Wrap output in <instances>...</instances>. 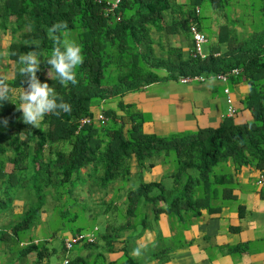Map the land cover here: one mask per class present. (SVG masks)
Masks as SVG:
<instances>
[{"label":"trees","instance_id":"trees-1","mask_svg":"<svg viewBox=\"0 0 264 264\" xmlns=\"http://www.w3.org/2000/svg\"><path fill=\"white\" fill-rule=\"evenodd\" d=\"M113 1L0 0V29L11 34L7 47V58L14 64L10 85L28 86V78L19 73L18 57L36 51L41 62L37 78L53 86L57 97L72 108L60 117L47 114L38 129L23 122L16 106L0 107V124L5 125H0V212L10 210L14 198L27 199L22 211L13 214L16 219L9 229H0L1 241L15 243L17 258L31 252L39 263L56 254L55 248L41 241L19 247L18 233L24 237L41 223L50 202L51 215L58 220L53 232L83 230L80 225L63 228L69 208L79 205L85 211L84 198L103 192L113 181L125 182L132 157L142 168L147 159L171 152L170 190L161 182L140 180L127 188L123 206H112L114 199L105 203L102 212L110 209L111 217L93 243L81 242L84 248L101 244L111 250L135 224L130 218L139 205L149 204L153 216L159 210L180 216H197L204 208L215 211L212 204L218 197H232L227 175L214 171L221 162L264 169V0H117L110 8ZM235 8L248 17L232 16ZM59 21L67 22L69 38L80 45L84 58L77 69V83L67 87L46 63L57 35L49 30ZM191 24L210 39L202 59L190 53ZM232 68L238 72L228 80L249 86L243 98L252 115L248 122L234 123L228 116L215 127L170 137L146 134L140 114L125 110L121 100L124 94L164 77H207ZM45 71L51 78L42 77ZM111 99L116 100L115 109L105 106ZM94 109L106 120L79 124L82 117L93 118ZM158 200L165 206H156ZM77 213L75 208L66 220L77 219ZM147 216L144 213L136 223L143 225ZM68 264H76L75 258H68ZM122 264L139 263L126 256Z\"/></svg>","mask_w":264,"mask_h":264},{"label":"crops","instance_id":"crops-1","mask_svg":"<svg viewBox=\"0 0 264 264\" xmlns=\"http://www.w3.org/2000/svg\"><path fill=\"white\" fill-rule=\"evenodd\" d=\"M10 40V32L0 29V80H4L8 87L14 90L10 93L12 102L0 101V107L16 106L21 88L28 89V86L10 85L14 71V64L7 58ZM174 43L178 44L176 41ZM203 52L206 55V51ZM215 74L204 76L201 81L188 82H180L179 76L175 79L164 77L162 80L124 94L121 100L125 110L140 114L143 133L164 137L183 134L198 128L215 127L222 118L228 116L238 124L251 121V112L243 105L248 84L230 82L228 77L225 81H219L215 78ZM47 75V71L42 72V77L46 78ZM160 82L164 86L158 91L157 86ZM223 88H227V94L235 108L232 115L227 114L225 99L227 94L223 92ZM105 106L115 109L116 100L111 99ZM116 111L118 114L123 113L119 109ZM96 112L97 109H94L93 115ZM165 156L158 154L147 159L142 168H137L132 157L128 179L125 182L116 180L108 184L102 192L104 199L107 202L114 199L112 206H123L124 191L128 188L130 179L136 181L135 185L139 180L161 182L166 191L170 190L172 178L169 173L173 170V164L164 158ZM6 167L9 168V164ZM214 171L227 175L232 194L231 198L218 197V200L212 204L216 206L215 211L209 212L204 208L197 216L188 214L180 216L177 213L170 215L168 211L159 210L156 216H153L150 208L151 215L147 216L144 224L137 223L133 228L126 229L123 237L113 243L111 250L103 247H100L102 250H99L100 252L97 251L98 247L88 250L79 242L73 245L71 251L65 252L61 242L55 261L67 257L75 258L76 264H96V259L101 256L102 264H122L124 258L129 256L136 259L139 264H264V169L252 165L236 166L226 160L217 164ZM81 172L83 173L84 169ZM258 180H261L262 184H258ZM218 189H221V186ZM121 190L124 191L116 193ZM23 204V200L14 199L8 213H20ZM156 206H165V203L163 200H158ZM44 215L42 214L41 223L44 221ZM41 223L30 228V233L19 241V247L26 245L27 242L40 241L35 234L39 232ZM59 233L61 240L62 237L72 234L66 230ZM97 245L96 243L95 246ZM11 246L15 245L11 244ZM140 246H143L142 256L134 257L133 249ZM62 250L64 255H61ZM21 256L27 258L25 264H50L47 257L35 263V255L31 252ZM21 259L15 260L12 264H19Z\"/></svg>","mask_w":264,"mask_h":264},{"label":"clouds","instance_id":"clouds-1","mask_svg":"<svg viewBox=\"0 0 264 264\" xmlns=\"http://www.w3.org/2000/svg\"><path fill=\"white\" fill-rule=\"evenodd\" d=\"M49 31L57 35L53 36L54 47L46 63L50 66V70L55 72L56 80L62 86L74 85L77 83V69L83 64L82 48L76 41L69 38L70 29L66 21L55 23ZM18 63L20 75L28 78V89L21 88L18 103L15 104L17 111L22 112L25 124L39 129L47 114L60 117L62 114L71 113V105L64 102L63 98L57 97L54 87H50L48 83H41L37 78L36 74L41 62L36 51L21 53ZM13 91L4 80H0V101L12 102L10 93ZM142 247L133 249L132 255L137 258L141 257Z\"/></svg>","mask_w":264,"mask_h":264},{"label":"rangeland","instance_id":"rangeland-1","mask_svg":"<svg viewBox=\"0 0 264 264\" xmlns=\"http://www.w3.org/2000/svg\"><path fill=\"white\" fill-rule=\"evenodd\" d=\"M233 15H237V18H241V17L242 18H246V17H248V15L245 12L240 11L239 8H235L233 10L232 16ZM221 21H222V18H219V22H221ZM212 27L215 28L214 24L212 25ZM173 39L174 38H172V40ZM209 42H210V39L202 44V50L203 51L204 50L206 51L208 49ZM159 72L162 73L161 71H159ZM200 76L205 78L203 75H200ZM160 80H162V79H160ZM161 82H160V85L157 86L158 91L159 90L161 91L162 87L164 86V84H161ZM0 125H1V127L4 126V124H0ZM159 153H161V152H159ZM172 157H173L172 153L169 152V153H167V155L164 158L170 160V162L173 164ZM81 171H83V168L81 169ZM135 182H136L135 180L132 181V179H130L128 188H131V187L135 186ZM97 191L99 193H93L91 197L84 198L83 201L85 202V206H84L85 211L81 212V209H80L81 206H79V205L74 207V209L76 208V210L78 211L77 219H75V220H66L67 218H69L71 212L74 210L73 208H69L68 215L65 216L66 218H65V221H64V227H63L64 229L65 228L67 229V227L73 228L75 226H79L80 225L83 228V230H81V231H87L90 228H92V226H96L98 233L103 230L104 225L106 223V220H109V218L111 217L110 216L111 215V211H110V209H108L107 213H103L102 212V210H104V206H105V203H107V201L104 199V195H103L102 191H100V190H97ZM123 191L122 190L121 191H116V193H120V192L122 193ZM18 197H21V195H19ZM14 199H16V198H14ZM14 199L12 200L11 205H13ZM19 199L25 201V203L27 204V199L24 196L19 198ZM49 206H48L49 207V211H48L47 215L46 214L44 215L45 216L44 217V221L40 224L41 227L39 229V232L36 233L35 236L37 238H39L41 243H44L47 247L55 248L56 254H57V252H59L60 247H61V237L59 236V234H60L59 231H56V233L53 232V230L57 229L58 220L56 219V216L52 217V215H51L52 202H50ZM140 206L141 205H139L136 208V214L133 217L130 218V220L132 222H135L134 225L137 224L136 222L140 221L141 216L144 213L149 214L148 216L151 215V213H150V205L149 204H143V206H141V207ZM147 209H149V211H147ZM113 211H114L113 213L116 212L115 210H113ZM8 212H9V208L2 209L1 212H0V229L2 227H6V226H7L6 228L10 227L14 223V220L16 219L13 214H10ZM3 223H6V224L4 225ZM134 225H133V227H134ZM131 230H133V229H131ZM29 231H27V232L25 231L26 232L25 235H27V233H30ZM18 236L23 239V233H20V234L18 233ZM22 239H20V240H22ZM14 245H15V243H14ZM100 247H102L101 244L98 245V248H97L98 252L102 251ZM16 249H17V247L16 246H14V247L11 246L10 242L7 243V242H4V241L0 240V264H10V263L14 262L17 259L19 261V259L23 258L22 256L20 258H17ZM56 254H50V255L46 256L47 260H48V263L52 264L55 261V259L57 258ZM102 254L104 255V253H102ZM26 260H27V258L21 259L19 264H25ZM96 262H97L96 264H102L103 259L101 258V256H99L96 259Z\"/></svg>","mask_w":264,"mask_h":264},{"label":"built area","instance_id":"built-area-1","mask_svg":"<svg viewBox=\"0 0 264 264\" xmlns=\"http://www.w3.org/2000/svg\"><path fill=\"white\" fill-rule=\"evenodd\" d=\"M117 0H114L110 4V8L114 7L116 4ZM195 12L197 13V9H195ZM189 32L191 36V42H192V47H191V55L192 56H198L200 58L205 57V53L202 51V44L206 41V38L203 33L198 31L195 27V24H191L189 26ZM237 69L232 68L227 72L223 73H216L214 76L217 80L219 81H225L228 77L229 74H237ZM178 80L180 82H188V81H201L203 80V77L200 75H183L179 76ZM227 88H223V92L227 94ZM226 103H227V114L232 115L235 112V108L233 107L231 103V99L228 96H225ZM90 119H94L95 121H105V117L102 113L96 112L95 115H93V118L90 117H82L79 120V124L87 123L90 121ZM261 180H258V184H262L260 182ZM96 233H97V228L96 226H93L87 231H77L72 234H68L64 237H62V247L65 250V252L70 251L72 246L76 243L79 242H86V243H93L96 238ZM52 264H68V258L64 257L58 261L53 262Z\"/></svg>","mask_w":264,"mask_h":264}]
</instances>
